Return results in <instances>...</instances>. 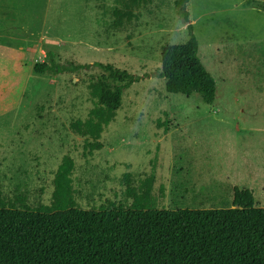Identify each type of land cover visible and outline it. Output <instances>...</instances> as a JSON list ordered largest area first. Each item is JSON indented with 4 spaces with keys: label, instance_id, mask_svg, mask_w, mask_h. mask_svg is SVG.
<instances>
[{
    "label": "rangeland",
    "instance_id": "1",
    "mask_svg": "<svg viewBox=\"0 0 264 264\" xmlns=\"http://www.w3.org/2000/svg\"><path fill=\"white\" fill-rule=\"evenodd\" d=\"M14 2L15 25L22 21L25 31L39 36L34 49L22 53L24 60L0 49V113L24 107L29 129L38 131L29 135L24 125L12 135V154L0 162V198L16 199L17 205L25 199L34 209L49 205L55 172L69 155L75 198L85 210L110 203L128 207L127 188L138 190L154 173L153 195L161 209L210 208L215 193L229 204L234 187L254 190L264 207V0L187 5L198 55L216 81L212 105L198 94L169 93L159 77L163 47L190 36L175 0H48L47 8V0ZM117 11L133 16H125L121 28L115 27ZM52 62L92 67L56 77L35 73L36 64ZM94 63L112 64L140 81L124 93L102 136L103 148L89 155L86 139L70 124L86 119L94 106L87 85L103 73Z\"/></svg>",
    "mask_w": 264,
    "mask_h": 264
},
{
    "label": "trees",
    "instance_id": "2",
    "mask_svg": "<svg viewBox=\"0 0 264 264\" xmlns=\"http://www.w3.org/2000/svg\"><path fill=\"white\" fill-rule=\"evenodd\" d=\"M189 1L175 0L178 15L188 23L189 39L163 47L159 77L169 93L198 94L212 105L217 85L198 55ZM115 14L117 28L124 25L125 16L128 21L133 17L131 12ZM93 65L103 70L87 85L94 106L86 119L70 124L74 134L86 139L89 155L103 148L102 136L116 119L124 93L140 81L112 64ZM91 67L52 62L38 63L34 71L56 77ZM74 172L75 161L64 156L54 175L49 205L34 209L25 199L17 205L16 199L0 198V264H264V207L250 188L234 187L229 204L215 193L210 208L167 210L156 205L154 173L138 190L127 188L132 199L128 207L110 203L85 210L75 198ZM130 177L125 176L127 182Z\"/></svg>",
    "mask_w": 264,
    "mask_h": 264
},
{
    "label": "crops",
    "instance_id": "3",
    "mask_svg": "<svg viewBox=\"0 0 264 264\" xmlns=\"http://www.w3.org/2000/svg\"><path fill=\"white\" fill-rule=\"evenodd\" d=\"M31 1L32 0H30V2ZM6 4H9V6H7ZM16 6L17 3L14 2L12 4V0H0V49L4 50L6 52V55L8 56L9 54L11 55L12 52L15 53V57L21 61L24 60V56H22V53L24 54V51L34 49L32 41L34 37H37L39 35L33 36L25 31L27 25H25L26 23L22 21L19 22L18 27L17 25H15L17 21L15 22L13 20L12 7ZM47 7L48 0L46 2V8ZM22 10H26L25 7ZM22 30L25 32H22ZM28 39L30 41H28ZM36 46H38V43H36ZM20 65H22V63H20ZM10 84H12V82ZM2 92L7 93V89L3 88ZM23 109L19 113V109H17V106H14L12 108L10 107L7 111L0 113V162H2V159L7 158L9 154H12V143L16 140V138L12 140V135H16L17 137L22 129H24V125L25 128H27L29 135L38 131V129L35 130L34 127L29 129L28 126L32 124H29L27 122L28 115L26 117L22 116ZM36 123L42 124L43 122L42 120H40ZM18 145L21 147V150H23V144ZM19 146L16 145L14 146V148H17L16 150H18ZM21 150L19 149V151ZM7 162L4 164L8 166L9 164H7Z\"/></svg>",
    "mask_w": 264,
    "mask_h": 264
},
{
    "label": "water",
    "instance_id": "4",
    "mask_svg": "<svg viewBox=\"0 0 264 264\" xmlns=\"http://www.w3.org/2000/svg\"><path fill=\"white\" fill-rule=\"evenodd\" d=\"M239 206L237 205V207L236 208H238Z\"/></svg>",
    "mask_w": 264,
    "mask_h": 264
}]
</instances>
